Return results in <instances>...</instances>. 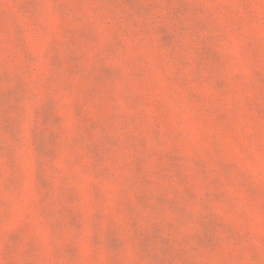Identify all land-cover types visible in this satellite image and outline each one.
<instances>
[{
    "label": "rangeland",
    "instance_id": "1",
    "mask_svg": "<svg viewBox=\"0 0 264 264\" xmlns=\"http://www.w3.org/2000/svg\"><path fill=\"white\" fill-rule=\"evenodd\" d=\"M0 264H264V0H0Z\"/></svg>",
    "mask_w": 264,
    "mask_h": 264
}]
</instances>
